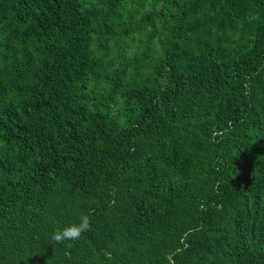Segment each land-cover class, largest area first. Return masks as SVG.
<instances>
[{
    "label": "trees",
    "instance_id": "16d2710c",
    "mask_svg": "<svg viewBox=\"0 0 264 264\" xmlns=\"http://www.w3.org/2000/svg\"><path fill=\"white\" fill-rule=\"evenodd\" d=\"M0 264H264V0H0Z\"/></svg>",
    "mask_w": 264,
    "mask_h": 264
},
{
    "label": "clouds",
    "instance_id": "9594fccd",
    "mask_svg": "<svg viewBox=\"0 0 264 264\" xmlns=\"http://www.w3.org/2000/svg\"><path fill=\"white\" fill-rule=\"evenodd\" d=\"M91 230V219L87 215H81L79 222L63 229H57L51 234V240L55 243H64L65 241H76L81 236Z\"/></svg>",
    "mask_w": 264,
    "mask_h": 264
}]
</instances>
